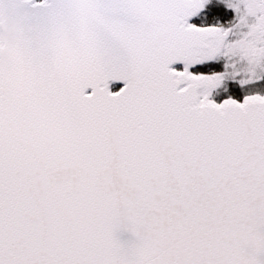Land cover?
Wrapping results in <instances>:
<instances>
[{
    "label": "snow or ice",
    "instance_id": "1",
    "mask_svg": "<svg viewBox=\"0 0 264 264\" xmlns=\"http://www.w3.org/2000/svg\"><path fill=\"white\" fill-rule=\"evenodd\" d=\"M0 264H264V0H0Z\"/></svg>",
    "mask_w": 264,
    "mask_h": 264
}]
</instances>
